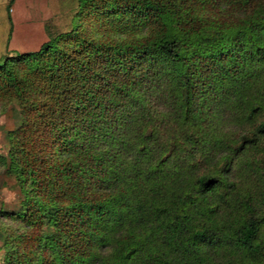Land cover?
Here are the masks:
<instances>
[{"label":"trees","instance_id":"1","mask_svg":"<svg viewBox=\"0 0 264 264\" xmlns=\"http://www.w3.org/2000/svg\"><path fill=\"white\" fill-rule=\"evenodd\" d=\"M76 2L0 59L3 264H264V0Z\"/></svg>","mask_w":264,"mask_h":264},{"label":"rangeland","instance_id":"2","mask_svg":"<svg viewBox=\"0 0 264 264\" xmlns=\"http://www.w3.org/2000/svg\"><path fill=\"white\" fill-rule=\"evenodd\" d=\"M76 10V0H13L12 2L10 0H0V29H3L0 35L4 37V48L8 42L7 37L9 38L11 32L12 16L14 20L17 16L20 18L26 17V19L28 15L40 16L44 19L43 24L44 28L46 27L45 33L47 35V27L54 34L68 30L71 27L72 17ZM12 53V55H16L22 53V51L16 49ZM18 123L19 113L16 103L11 102L7 105H0V211L14 212L18 209L21 199L18 185L6 172L7 132L15 128ZM11 225L15 227L13 223L10 224V221L0 216V264H3L4 253L1 247V231Z\"/></svg>","mask_w":264,"mask_h":264},{"label":"crops","instance_id":"3","mask_svg":"<svg viewBox=\"0 0 264 264\" xmlns=\"http://www.w3.org/2000/svg\"><path fill=\"white\" fill-rule=\"evenodd\" d=\"M13 10L11 11V13ZM17 18V19H16ZM15 20L12 16V25L7 44L4 48V37L0 35V58L5 55H12L13 50L22 52L35 51L47 40L44 28V19L40 16L28 15L26 19L17 16ZM3 29H0V33Z\"/></svg>","mask_w":264,"mask_h":264}]
</instances>
